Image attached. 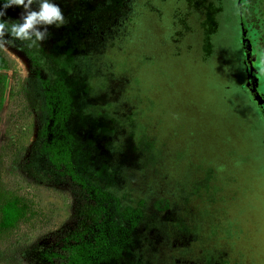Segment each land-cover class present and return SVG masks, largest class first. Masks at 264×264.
<instances>
[{
    "label": "rangeland",
    "instance_id": "obj_1",
    "mask_svg": "<svg viewBox=\"0 0 264 264\" xmlns=\"http://www.w3.org/2000/svg\"><path fill=\"white\" fill-rule=\"evenodd\" d=\"M55 2L0 48V203L36 209L0 264H264V0Z\"/></svg>",
    "mask_w": 264,
    "mask_h": 264
},
{
    "label": "clouds",
    "instance_id": "obj_2",
    "mask_svg": "<svg viewBox=\"0 0 264 264\" xmlns=\"http://www.w3.org/2000/svg\"><path fill=\"white\" fill-rule=\"evenodd\" d=\"M33 4L37 6L33 8ZM22 8L18 22H9L7 9ZM66 19L55 0H6L0 6V48L13 45L16 40L27 42L29 47L42 44L49 36V29L64 26Z\"/></svg>",
    "mask_w": 264,
    "mask_h": 264
},
{
    "label": "trees",
    "instance_id": "obj_3",
    "mask_svg": "<svg viewBox=\"0 0 264 264\" xmlns=\"http://www.w3.org/2000/svg\"><path fill=\"white\" fill-rule=\"evenodd\" d=\"M3 1V0H1ZM6 1V0H4ZM254 51L255 49L252 48ZM9 66V59L0 52V68H7ZM5 87H6V79L4 75L0 73V105L2 103V100L4 98L5 94ZM40 99V98H39ZM63 100L66 99L65 97L62 98ZM68 102V100H67ZM45 103L42 100H38L37 107H44ZM40 109V108H39ZM69 143V141H68ZM66 144V147L69 146V144ZM48 151V155L53 157V146L50 145L49 148H42V152ZM68 150V151H67ZM65 153L67 155H64V159L70 158L69 153L71 154L72 150L65 148ZM46 153V152H45ZM49 173L38 171V176L40 180L45 179V175L48 176ZM93 202L87 201L85 204V207L87 208V211L90 213H96L97 205ZM36 214V209L34 206V201L31 197H29L26 194L18 193V192H12L6 194L2 199L0 203V242H4L7 238H9L15 231H17L21 225L29 221L33 218V216ZM96 218V216L94 215ZM64 259L62 260L66 264H83V259L80 257V255L74 254L72 252H67L66 254H63Z\"/></svg>",
    "mask_w": 264,
    "mask_h": 264
},
{
    "label": "flooded vegetation",
    "instance_id": "obj_4",
    "mask_svg": "<svg viewBox=\"0 0 264 264\" xmlns=\"http://www.w3.org/2000/svg\"><path fill=\"white\" fill-rule=\"evenodd\" d=\"M250 72L249 71H247V76L243 79L244 81H247V83H248V86L250 87V84H249V82H250V80H251V76H250ZM257 78V77H256ZM258 80H259V78H258ZM260 81V80H259ZM259 81H258V83H259ZM260 107V106H259ZM245 229V228H244ZM224 240V242H225V238L223 239ZM226 244H233L231 241H226ZM263 246V245H262ZM261 246V248L260 249H264V247H262ZM249 249V248H248ZM201 252H200V250H199V252L196 254L197 256L200 254ZM200 261L199 262H197V261H195V260H193V263H188V264H205V262H204V257L202 258V259H199ZM241 260L243 261L244 260V263H242V264H253L252 263V259L248 256V250H246V249H242V254H241ZM261 264H263V263H261Z\"/></svg>",
    "mask_w": 264,
    "mask_h": 264
}]
</instances>
